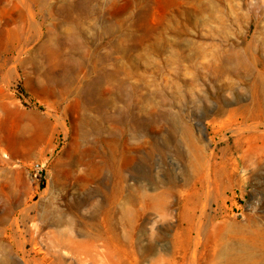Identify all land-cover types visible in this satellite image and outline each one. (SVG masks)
Segmentation results:
<instances>
[{
    "label": "rangeland",
    "instance_id": "1",
    "mask_svg": "<svg viewBox=\"0 0 264 264\" xmlns=\"http://www.w3.org/2000/svg\"><path fill=\"white\" fill-rule=\"evenodd\" d=\"M91 57L140 89L99 133ZM221 232L228 254L264 236V0H0V264H207Z\"/></svg>",
    "mask_w": 264,
    "mask_h": 264
},
{
    "label": "bare ground",
    "instance_id": "2",
    "mask_svg": "<svg viewBox=\"0 0 264 264\" xmlns=\"http://www.w3.org/2000/svg\"><path fill=\"white\" fill-rule=\"evenodd\" d=\"M17 1H20V0H17ZM77 26L78 25H72L67 28L66 37L67 39L69 40L71 39L73 41V43L69 47L66 48V50L67 51L69 50V52L76 51L77 49L76 47L77 39H78L77 37L78 27ZM122 26L123 24H121L120 27ZM37 34L38 32H36V35ZM9 35L12 37L17 36L15 32H9ZM121 36L124 38L126 37L125 34H122ZM195 51L197 52L198 50L195 49ZM90 60L92 62L90 66L91 71L92 73L98 74V78L93 79L92 77H90V75L88 77L85 76L84 80H82L80 90L79 91L77 90V91L79 92V96L82 101V109L84 113H87L93 110L99 114L100 116L99 120L90 121L92 126H94L95 130L99 133L103 131L102 123L104 122L105 119L117 121L119 123L122 122L124 119L123 115H121V117L111 116L109 113L106 112V109L108 107H111V108H114L116 112H120L117 108V102L123 101V100L127 101V99L130 98V96L132 97V95H135V93L138 92L140 89L138 86H133L131 87L130 91L128 90L127 80L131 78L130 72H127L126 70H123L122 68L121 69L116 68L110 72L101 71L99 69V63L102 61V58L91 57ZM120 75L125 76V78L122 79V81H118L120 80L119 79ZM103 83L106 84L107 86L106 89L103 88ZM50 85H54V84L51 83ZM140 96L143 98L142 100L147 103V105H149V103L152 102V98H153L152 96H149V95L148 96L140 95ZM132 105H133V102L130 101V104L128 105L129 110L132 107ZM137 128H139V125L134 123L133 129L135 130V132L134 134L131 135V137H138L139 134H136ZM96 143L100 146V152L104 155L105 161L109 165H111L112 168H117L119 161L122 158H124V155H126L125 153L129 151L128 147H129L130 140L127 138V135L125 134L124 129L113 127L108 137H105L103 134H98ZM134 145L135 144L133 143V147ZM1 153H2V156H4L3 158H8V154L5 150H2ZM5 162L9 163V160L7 159L5 160ZM202 170L203 171L205 170L204 165L202 167ZM203 178H204L203 183L208 184L209 183L208 172L207 173L205 172L203 174ZM257 237L264 238L263 233L258 234L255 238ZM255 238H252L251 241L247 240V242H242L241 239L239 241L238 238H236L239 243L238 253L228 254V252H225L223 251V249H221L222 232L213 233L212 235H207L205 238V241L210 248L209 249L210 260L207 264H259L260 261L264 258V254L254 252L257 250L256 242H254ZM199 243H200L199 239H195L194 241H192V245L194 248L193 254H195V251L200 247ZM260 244L263 245L262 242H260ZM189 247L185 250L187 251L188 249H190Z\"/></svg>",
    "mask_w": 264,
    "mask_h": 264
}]
</instances>
